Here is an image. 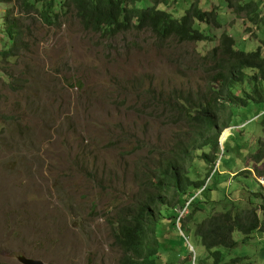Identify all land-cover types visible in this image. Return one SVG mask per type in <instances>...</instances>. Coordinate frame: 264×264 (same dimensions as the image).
<instances>
[{"label": "rangeland", "instance_id": "obj_1", "mask_svg": "<svg viewBox=\"0 0 264 264\" xmlns=\"http://www.w3.org/2000/svg\"><path fill=\"white\" fill-rule=\"evenodd\" d=\"M199 1L205 8L224 2ZM5 9L0 4V15ZM222 10L229 20L223 27L241 30L242 17ZM24 17L19 57L0 58V264H22L18 255L54 264H119L122 250L111 223L116 213L149 196L153 174L170 151L190 143L193 129L177 100L187 97L196 113L210 100L206 87L218 89L207 77L217 72L214 64L208 72L200 66L216 43L162 39L144 27L110 36L86 29L72 15L53 25L33 14ZM212 31L222 32L217 26ZM7 39H0L1 47ZM243 40L249 49L260 45L240 31L238 41ZM228 112L236 116L222 133L226 160L214 166L194 160L195 178L206 179L213 168L217 175L203 194L208 203L189 221L192 230L228 205L247 208L250 197V207H257L251 191L264 189V155L261 161L254 157L264 143V116L254 117L260 112L254 107L230 109L224 116L217 109L212 116L222 124ZM220 165L237 178L218 176ZM188 211H180V220ZM181 225L165 231L175 250ZM262 234L264 227L239 250L251 253L254 264H264ZM190 252L206 255L200 244ZM186 260L172 254L167 263Z\"/></svg>", "mask_w": 264, "mask_h": 264}, {"label": "trees", "instance_id": "obj_2", "mask_svg": "<svg viewBox=\"0 0 264 264\" xmlns=\"http://www.w3.org/2000/svg\"><path fill=\"white\" fill-rule=\"evenodd\" d=\"M0 4L6 6L0 15V32L3 33L0 39L8 38V42L0 46V58L4 60L15 55L19 57L18 45L23 43L20 23L14 17L22 19L23 15L31 13L47 25L59 24L60 19L72 15L84 23L86 29L110 36L130 28L146 27L162 39L175 36L181 42L216 43L202 56L199 64L206 72L211 64L217 69L215 74L207 75L211 83L219 85L218 89L206 87L212 105L210 101L204 104L202 118L195 119L191 109L197 106L187 97L177 100L176 108L180 115L189 118L193 129L190 143L170 151L164 166L153 174L155 180L149 196L131 210L116 213L117 220L111 227L114 243L122 250L119 264H175L167 263L172 254L187 258L186 264H206L207 260L212 264H244L246 261L254 264L251 253H239V250L248 247L250 236L261 233L264 227V193L250 190L254 201L260 203L257 207H250L254 204L250 197L247 208L228 205L223 212L207 214L192 230L189 221L195 220L203 203H208V195L203 197V194L217 170L212 175L214 168L211 169L203 180L195 178L196 173L192 175L188 165L197 159L214 166L220 153L225 157L226 146L221 151L220 138L224 130L231 127L230 122L236 115L228 112L226 121L219 124L212 116L214 110H223L222 116L230 109L234 112L250 107L264 110V0H224L206 8L199 0H0ZM223 6L242 17L241 30L234 24L232 31L223 27L229 22L222 12ZM213 26L222 32L216 34L212 31ZM240 31L258 38L260 45L249 49L246 40L238 41ZM263 155L264 143L260 142L254 157L261 161ZM189 156L191 159L188 160ZM226 175L229 179L235 177L231 173ZM218 179L214 185L218 186ZM212 188L210 192L214 190ZM170 192V199H167ZM192 198L187 207L188 215L180 220V210H184L188 199ZM258 211L262 213L260 218ZM179 222L183 235H177L173 240L179 247L175 250L171 246L172 239L165 237V231L176 230ZM199 244L206 255L193 259L189 247L196 251Z\"/></svg>", "mask_w": 264, "mask_h": 264}, {"label": "bare ground", "instance_id": "obj_3", "mask_svg": "<svg viewBox=\"0 0 264 264\" xmlns=\"http://www.w3.org/2000/svg\"><path fill=\"white\" fill-rule=\"evenodd\" d=\"M20 12H21V11H20ZM37 12H38V11H37ZM34 13H35V12H34ZM31 14H33V13H31ZM33 15H35V14H33ZM17 16H18V15H17ZM23 17H24V15H23ZM29 17H30V16H29ZM14 18L16 19V21H19V23L22 22V19H21V18H20V19H19V18H16V17H14ZM34 18H35V17H34ZM32 19H33V18H32ZM24 20H25V17H24ZM24 20H23V21H24ZM33 22H34V21H33ZM25 24H26V23H25ZM44 26H45V25H44ZM19 27L21 28L20 24H19ZM46 27H47V26H46ZM23 29H24V28H23ZM42 30H43V29H42ZM97 33H98V32H97ZM25 36H26V35H25ZM96 36H97V35H96ZM29 46H30V45H29ZM173 49H175V48H173ZM108 59H109V58H108ZM11 60H12V59H11ZM13 60H14V59H13ZM13 60H12V61H13ZM19 82H21V81H19ZM22 83H23V82H22ZM19 90H20V89H19ZM19 90H18V91H19ZM16 94H17V93H16ZM23 97H24V96H23ZM224 138H225V135H222V136H221V140H220V142H221V141L224 142ZM220 147H222L221 144H220ZM225 157H226V156H225ZM230 157H232V156H230ZM187 159L189 160V159H191V157L189 156ZM223 159L226 160V158H224L223 154L220 153V154L218 155V158H217L216 162L219 160V161L222 163V160H223ZM227 159H228V158H227ZM230 159H231V158H230ZM235 159H236V158H235ZM231 160H232V159H231ZM175 161H178V162H179L178 159H176ZM234 161H235V160H234ZM216 162L214 163V165L216 164ZM233 163H234V162H233ZM233 163H232V164H233ZM195 164H196L195 162H192L190 165H188V167H189L190 170H191V174H192V175H194V174L196 173L195 170H194V165H195ZM236 166H237V165H236ZM220 167H221V165L219 166V168H220ZM234 168H235V167H234ZM239 168H240V167H239ZM242 168H243V167H242ZM233 170H234V169H233ZM198 171H199V169H198ZM224 172H225L226 174H228V173L223 169V170H221V172H219V175H224V174H225ZM237 175H238V174H235V178H237V177H236ZM248 175H250V174H248ZM253 180H254V179H253ZM263 182H264V181H263ZM258 185H259V186H262V184H261L260 182H258ZM200 193H201V191L198 192L197 195H199ZM257 193H262V194H263V193H264L263 188H262L260 191H258ZM256 197H257V196L255 195V199L258 200ZM239 199H240V198H239ZM244 200H245V199H244ZM258 205H260V203H258L257 206H258ZM259 209H260V208H259ZM261 210H262V209H261ZM122 211H125V210H122ZM122 211H121V212H122ZM257 215H258L259 218H260L261 215H262L261 211H258V212H257ZM201 222H202V221H201ZM261 222H263V218H261ZM197 224H198V223H197ZM179 231L182 232L180 229H179ZM182 235H183V233H182ZM173 238H174V237H173ZM171 245H172V244H171ZM190 248H191V247H189V250H190ZM191 250H192V249H191ZM191 257H194V258H195L196 256H194V255L192 254ZM194 258H193V259H194ZM49 262H51V261H49ZM178 263H179V262H178ZM22 264H23V263H22ZM193 264H194V263H193Z\"/></svg>", "mask_w": 264, "mask_h": 264}, {"label": "clouds", "instance_id": "obj_4", "mask_svg": "<svg viewBox=\"0 0 264 264\" xmlns=\"http://www.w3.org/2000/svg\"><path fill=\"white\" fill-rule=\"evenodd\" d=\"M144 28H146V27H144ZM88 30H90V29H88ZM93 31V30H92ZM96 32H100V31H96ZM102 34H104L103 32H101ZM16 56V55H15ZM30 80H31V78H30ZM207 95L210 97V100H208V102L210 101V103H211V105H212V98H211V95L210 94H208V91H207ZM255 108V107H254ZM203 109L204 108H202V106L200 107V108H198L197 109V112L195 113V119H201L202 118V111H203ZM257 109V108H256ZM258 110H260L262 113L261 114H257V115H255L254 117H258L259 115H260V117H262V116H264V110L263 109H261V108H258ZM191 112H192V110H191ZM259 117V118H260ZM191 204V202H188L187 203V206L184 208V210L185 209H187V207L189 206ZM180 211H183V210H180ZM181 213V212H180ZM33 258V257H32ZM36 259H38V258H36ZM40 260H42V259H40ZM43 261H45V262H49L50 260H47V259H45V260H43Z\"/></svg>", "mask_w": 264, "mask_h": 264}, {"label": "water", "instance_id": "obj_5", "mask_svg": "<svg viewBox=\"0 0 264 264\" xmlns=\"http://www.w3.org/2000/svg\"><path fill=\"white\" fill-rule=\"evenodd\" d=\"M17 258L23 264H54L53 262H45L36 258H28L24 255H18Z\"/></svg>", "mask_w": 264, "mask_h": 264}]
</instances>
